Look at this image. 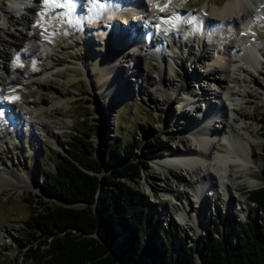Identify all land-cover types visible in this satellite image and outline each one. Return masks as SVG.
<instances>
[{
  "label": "rangeland",
  "instance_id": "374dc122",
  "mask_svg": "<svg viewBox=\"0 0 264 264\" xmlns=\"http://www.w3.org/2000/svg\"><path fill=\"white\" fill-rule=\"evenodd\" d=\"M43 1L46 3L45 0ZM227 1L229 0H167L164 2H178L186 11H196L201 16L212 18L214 15L210 16L209 10H218ZM37 3L40 2L38 0H23V2L13 4L10 0H0V76L8 75L11 78L25 81L31 77L33 69L38 72L37 78L41 82L39 89L22 91V96L9 102L12 110H21L18 106L20 98L26 99L32 105H39L43 98L46 99L57 94H60L62 98L53 106L39 107L46 111V114L39 110L32 118L40 121L45 126L47 133L32 126L33 133L29 134L24 126H21V123L8 118L7 108L0 110V164L12 166L13 162L12 168L21 174L25 171H32V181L28 179L31 187L24 190L8 186L0 187V264H33L29 260H25L24 257L28 254L31 245L25 239L32 231L25 223L31 211L38 206L37 202L44 204L59 202L54 191L47 187V177L40 173V169L54 171L53 163L57 153L63 152L67 140L75 130L90 134L89 139L96 150L105 148L106 144L114 137L121 145L127 143L135 145L136 143L138 146L135 138L147 144L154 137L160 135L163 140H169L170 151L159 153L158 158L176 154L179 148L185 146L198 151L200 148L190 142L188 135L198 134L199 129L191 130L190 128L198 121V114L200 112L203 114L206 101L212 100L213 102L215 100L219 110H221L219 106L223 101L226 119L230 120L229 116L234 118L232 124L237 127L238 139L247 149H250L253 161L258 162L260 155L264 154L261 152L263 145L261 134L264 126V65L263 68L259 66L262 57L258 55V60L254 61L253 66L243 63L249 71L236 70V81L234 83L226 82L227 87L235 94L232 100L225 98L221 86L209 76L216 72L215 60L224 59L227 55V44L235 36L233 30L235 31L236 27L225 22L226 18H231L227 16L219 18L218 22H223L219 23L215 29L209 30L207 43L202 42L200 33L197 37L192 35L195 30L194 26L187 25V29L183 28L186 25L184 22L197 19L191 15H182L183 17L176 21V33L172 38L180 39L179 46H172L173 39L171 42L169 36L161 35L158 30L155 36L151 35L150 38L153 42L156 43L160 40L161 55L167 61L162 70L161 81L166 91L173 92L168 103L163 101L154 85V79L157 80L154 67L158 65L156 60L159 58L155 57L156 60L150 57L140 59L141 73L131 74V72L128 73L127 66L133 64L132 57L135 56L132 55L134 53L132 50L127 49L126 52H132L129 54L130 56L118 57L119 78L123 81L121 83L123 88L126 87V91L131 95L129 98L120 100H105L99 89L102 75L92 66L98 54L104 53L111 46L109 45L110 39L106 37V34H103L106 22L101 21L97 26H91L92 28H87L90 24L85 23L81 27L75 28L77 32L71 29V34H68V29H63V20L56 19L53 15L52 19L54 18L57 25L50 26L49 47H40V41L37 39L29 41V49L36 55H43L38 61L21 56L14 47H11L8 35L10 31L18 29L25 33L29 29L28 26L31 28L37 25V21L30 23V20L34 19L31 15L37 13L34 9ZM25 4L33 6L34 11L28 13L23 8ZM204 5L208 6V11L203 10ZM228 13L230 16L235 15L232 9H228ZM25 15H28L29 19L25 18ZM44 18L49 20L51 17L45 15ZM119 20L118 17L113 22L120 25ZM263 20L254 16L249 19L248 24H245V30H241V32L245 31L249 37L251 36L250 41L258 48L261 47L262 50H264ZM139 23V27L143 29L147 25L149 28L157 26L155 19H151L150 23L146 21H139ZM237 23L240 25L241 21L238 20ZM162 28L160 26L158 29ZM195 41L204 44V57L201 59L195 57L194 51L188 50L191 44L189 42ZM164 43L166 44L164 45ZM188 43L189 45H187ZM62 45L64 47H61ZM119 46H122V43ZM195 48H197V44L193 50ZM118 49L120 50V48ZM4 52H7V57H4ZM174 61L178 63V66L174 64ZM4 64L11 66L12 69L5 70ZM58 70L59 72H57ZM187 78L190 80L188 81ZM193 79L196 80L192 81ZM186 82L189 85H185ZM181 83L188 86L185 90L187 93H183L176 87ZM49 89L54 92L49 93ZM201 90L208 92L209 98H202ZM1 91L0 88V100H7V94L14 92L9 90L5 96ZM199 97L201 98L196 99L189 107L180 106L184 99ZM4 100L2 102H5ZM230 101L231 103H229ZM232 103L236 107L235 110L228 108ZM217 107L210 109L212 113L214 110H218ZM11 109L8 110L11 111ZM185 109H191L189 117L179 114ZM21 112H25V109H22ZM10 125H14L15 130L10 128ZM222 147L220 150H224L225 146ZM133 152L134 154L130 156L121 154L120 159L135 160L137 149H134ZM158 158L149 160L148 167L142 171V177L136 184H133V188L151 204L146 211V219L150 214H154L160 224L165 227L172 221L174 232L182 236L188 245L196 243L212 221H216L221 216L233 220L238 219L241 222H248L250 216H254L257 223H259V218L263 217L262 211L258 210L254 204L247 202L246 192L264 185L262 174L264 163L259 167L250 166V172L247 175L244 171L237 172L232 177L231 183L227 185L228 187L214 180L212 191L215 196L209 195V198L206 199L208 206L203 209L204 219L208 220L206 226L199 227L193 218V215L198 211L196 209L201 208L195 200V187L199 171L180 170L174 165L164 169L156 165ZM249 176L257 179L255 185L249 186ZM166 188L180 189L188 194V197L185 199L175 198L165 193ZM181 214H184V220H180ZM262 223L264 225V221Z\"/></svg>",
  "mask_w": 264,
  "mask_h": 264
},
{
  "label": "trees",
  "instance_id": "16d2710c",
  "mask_svg": "<svg viewBox=\"0 0 264 264\" xmlns=\"http://www.w3.org/2000/svg\"><path fill=\"white\" fill-rule=\"evenodd\" d=\"M264 125V121H263ZM90 134L75 130L58 152L54 171L45 168L47 187L59 202H37L25 223L31 243L25 260L33 264H264V185L246 192L247 202L263 212L259 223L221 216L203 231L196 247L160 224L151 204L133 188L148 163L170 150L160 135L138 146L116 137L96 150ZM261 138L264 153V126ZM141 144V145H140ZM135 160L120 159V155ZM150 160V161H149ZM264 178V170L262 172ZM264 180V179H263ZM233 237V239H232ZM118 241V243H116ZM175 241V242H173Z\"/></svg>",
  "mask_w": 264,
  "mask_h": 264
},
{
  "label": "bare ground",
  "instance_id": "6f19581e",
  "mask_svg": "<svg viewBox=\"0 0 264 264\" xmlns=\"http://www.w3.org/2000/svg\"><path fill=\"white\" fill-rule=\"evenodd\" d=\"M10 1L13 2V4L23 2V0ZM164 1L167 0H59V3L61 2L64 7L63 10L62 7L58 8L56 5L48 6L47 2L45 3L43 0H38L40 3H37L36 8L30 6L29 4H25L23 7L28 13L34 11L33 8L35 11H37L36 14L31 15V17L33 16L34 19L30 20V23L37 21V25L31 28L28 26L29 29L25 31V33H22L18 29L10 31L8 34L10 37L9 42L11 47H14L21 56L29 57L32 60L38 61L43 57V55H36L34 51L29 49V41L37 39L40 41V47H49V40L51 37L50 26L57 25V22L54 21V18L52 19L53 15L63 13V15L61 14L60 16V19H62L64 23L63 29H68V34H71V29L77 32L75 28L77 26L81 27L82 24H85L84 19H87V17L94 18L92 21L91 19H87L86 23L90 24L87 28H92L91 26L95 27L99 24V22L104 21L107 25L104 29L105 33L103 34H107L106 37L110 39L109 45L111 46L106 49L104 53L98 54L97 59L93 61L94 65L92 67L95 71H99V73L102 75L101 81L99 83V89L102 92L103 97H105V100H120L122 98H129L131 95L130 92L126 91V87L125 89L123 88L121 84L123 81L119 78L120 64H118V57L122 55L130 56L129 54L132 52H126L127 49L132 50L134 52L132 55L135 56H131L132 60H134L133 64L127 66V71L128 73L131 72V74L135 73L138 75L141 73L140 59H144L145 57H150L152 59H155V57L159 58L158 60L155 59L158 61V65L154 67L155 73L157 75V80L154 79V85L156 92L162 96L163 101L168 103V100L173 95V92L168 90L166 91L164 84L161 81L162 70L166 65V62L162 58L159 49L161 47V43H158L157 46H155L156 43L150 38L151 35H156L157 27H153L151 30L149 27H146L142 32L139 28V25L137 26V24L131 21H127L125 26H121V22L126 21L127 16L131 15L128 10L135 11L138 16H142L146 22H150L151 19L157 20L158 26L163 27L164 33L162 34L169 37H174L176 33L177 27L175 18L177 16L181 17L182 15H191L192 17L195 16L197 18L196 20L199 18V21L202 22V29L203 31L206 30V33L208 32L209 27L205 25V23L210 24L211 27L214 26L213 28H215V22H212V20L215 19L218 21L220 17L227 16L231 19L226 18L225 22L236 27L234 28L236 39L232 40L230 43L228 42L227 44V46L230 47L227 49V51H231L232 55H226L223 60H215L214 66L216 72L209 74V76H211L213 80L219 84V86H221L222 94L225 96V98L232 100L235 94L230 90V88L227 87L226 82L234 83L236 81L235 71H249V69L247 70L243 63L248 64V66H253L254 61L258 60V55L262 57V62H259V66L263 68L264 65V50H262L261 47L258 48L256 45H254L250 39L245 36V31L241 32L240 35L237 33L240 30H245V24H248L249 19L254 16L256 9H260L261 14L264 16V0H229L224 3L220 9L209 10L210 16L214 15L212 18H209V16H201L200 13L196 11H186L178 2L166 3ZM127 3L129 4L126 7H122ZM208 9V6L204 5L203 10L208 11ZM228 9H232L235 15L230 16ZM45 15L50 16L51 18L48 20L47 18H44ZM138 16L133 15V18L131 19H139ZM24 17L29 19L28 15H25ZM118 17L120 19V25H118L116 22H113L114 20L118 19ZM238 20L241 21L240 25L237 23ZM221 22L223 21L216 22V24L219 25ZM91 23L94 24L92 25ZM74 24H76L75 27ZM147 37H149V41L146 40ZM179 40L178 42L181 43ZM145 41H147V43H145ZM121 43L122 46H119ZM174 44L175 41H173V45ZM200 45L201 44H197V48H195V50H193L194 47L192 44H190L188 47V50H191V52L194 51V55L197 59L204 57L203 49H201V47L199 48ZM61 47H64V45ZM118 48H120V50ZM119 52L121 55H119ZM3 55L4 57L8 56L7 52H4ZM58 61H61V59H58ZM174 64L178 66L176 61H174ZM3 66L5 70L12 69L11 66H7L6 64ZM13 66L14 63L12 64V67ZM57 72H59V70ZM31 74V77L25 81L17 78H11L8 75H6V77L0 76V88L2 89L1 92H3L6 96V93H8L9 90H12V92L14 91L9 95L7 94V100H0V106L2 109L7 108V112L9 113L8 118L21 123V126L23 125L24 129L29 134L33 133L32 126H35V128L47 133L45 126L40 121L32 118L35 117L34 115L39 110H41L43 114H46V111H43L42 108L39 107L53 106L55 103L59 102V99L62 98L60 94H57L56 96H49V98L46 99L43 98L39 105H32L26 101V99L20 98V103H18V106L21 108V110L25 109V112L23 113L18 109V107L16 108L19 111L12 110L10 108L11 105H9L11 100L22 96V91L27 89H39L41 82L37 78L38 72L36 69H33ZM187 80L189 81L190 79L187 78ZM195 80L196 79H193L192 81ZM185 85H189L188 82H186ZM185 85L181 83L179 85L177 84L176 87L183 91V93H187L185 90L188 86L186 87ZM48 92L52 93L54 91L49 89ZM200 92L202 98H209V96H207L209 95L208 92H204L203 90ZM200 98L201 97L184 99L180 106L184 108L187 105L189 107L192 105V102H195L196 99L199 100ZM2 100L5 102H2ZM229 103H231V101ZM216 107L217 105H215L211 100L206 101L203 108L205 112L203 111V114H201L200 118H198V121L195 122L196 124L192 125L190 128L191 130L197 128L199 129L198 134L188 135L190 142L200 148L198 151L196 149H191L189 146H185L184 148L178 147L179 150L176 154L158 158L156 161V165L164 169H168L170 166L174 165L180 168V170L189 169L199 171V176L197 177L198 180L195 187V200L197 204L201 206V208L196 209L198 210L196 212L197 214L195 213L193 215V218L199 227L206 226V221L208 220L204 219L203 209L208 206L206 199L209 198V195L215 196L212 191L215 183L214 180H217L219 183H222L224 186L228 187L227 185L231 183L232 177L236 175L237 172L244 171V173L247 175L249 174L251 167H259L264 163V154L260 155L258 162H254L250 154V149H247L239 141L237 136V127L232 124L234 118L229 116L230 120L226 119L227 116H225L226 114L224 105L221 104L219 106L221 110H219L217 107L218 110H214L213 114L210 109H214ZM228 108L229 110H235L236 107H234V104L232 103ZM8 109H11V111ZM190 110L191 109H185L184 111L179 112V114L181 113V116L183 117H189L191 115L189 112ZM13 126L14 125H10V128L15 130ZM188 126L190 127V124ZM16 131H18V129H16ZM222 146H225L224 150H220V148H223ZM11 165L13 166V162ZM12 166L4 165L2 163L0 164V187L8 186L18 190H24L31 187V185L28 183V179L32 181V171H25L21 174L16 172ZM249 177V186L255 185L257 183V179L251 176ZM165 193L175 198L182 197L185 199V197H188V194H186L184 191H180V189L172 190L170 188H166ZM227 196L229 197L228 194ZM184 218V214H181L180 220H184Z\"/></svg>",
  "mask_w": 264,
  "mask_h": 264
},
{
  "label": "water",
  "instance_id": "95a60500",
  "mask_svg": "<svg viewBox=\"0 0 264 264\" xmlns=\"http://www.w3.org/2000/svg\"><path fill=\"white\" fill-rule=\"evenodd\" d=\"M196 244H197V242L193 244V247H194V248L196 247ZM195 259H196V263L199 264V259H198V256H197L196 253H195ZM118 264H119V263H118Z\"/></svg>",
  "mask_w": 264,
  "mask_h": 264
}]
</instances>
